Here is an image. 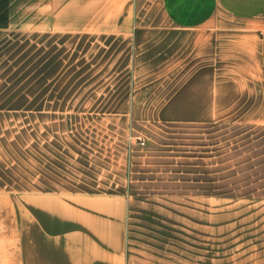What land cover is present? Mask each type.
Segmentation results:
<instances>
[{"label":"rangeland","instance_id":"374dc122","mask_svg":"<svg viewBox=\"0 0 264 264\" xmlns=\"http://www.w3.org/2000/svg\"><path fill=\"white\" fill-rule=\"evenodd\" d=\"M105 45L0 32V190L29 181L47 147L64 169L98 177L117 150L129 155L141 259L152 255L139 249H162L166 263L176 252L182 264H264L263 99L232 97L233 111L213 122L148 112L176 82L132 80Z\"/></svg>","mask_w":264,"mask_h":264},{"label":"crops","instance_id":"0c3cea01","mask_svg":"<svg viewBox=\"0 0 264 264\" xmlns=\"http://www.w3.org/2000/svg\"><path fill=\"white\" fill-rule=\"evenodd\" d=\"M4 31L103 39L132 80L177 83L146 111L179 121L213 122L232 97L264 106V0H0ZM46 151L29 181L0 190V264H182L176 252L166 263L162 249H139L152 255L141 259L131 247L129 155L111 149L98 177Z\"/></svg>","mask_w":264,"mask_h":264}]
</instances>
